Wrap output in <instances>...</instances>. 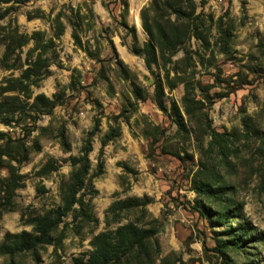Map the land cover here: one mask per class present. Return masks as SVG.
<instances>
[{
    "label": "rangeland",
    "instance_id": "1",
    "mask_svg": "<svg viewBox=\"0 0 264 264\" xmlns=\"http://www.w3.org/2000/svg\"><path fill=\"white\" fill-rule=\"evenodd\" d=\"M164 1L0 3V100L16 98L15 111L0 117V244L61 205L95 130L77 193L83 205L72 206L51 243L0 253V264H74L108 229L110 204L127 196H147L158 220L154 264H264V0H188V19ZM181 23L183 44L165 53L170 61L159 49L148 68L132 51V28L142 44L150 39L145 24L170 38ZM156 75L167 112L154 100ZM174 106L185 129L169 115ZM209 128L234 134L228 162L209 150ZM200 170L227 191L200 193Z\"/></svg>",
    "mask_w": 264,
    "mask_h": 264
},
{
    "label": "trees",
    "instance_id": "2",
    "mask_svg": "<svg viewBox=\"0 0 264 264\" xmlns=\"http://www.w3.org/2000/svg\"><path fill=\"white\" fill-rule=\"evenodd\" d=\"M9 1L11 0H0V3ZM157 1L159 2L160 0H152V5L157 6ZM164 2L163 4L171 9L179 18L188 19V12L186 10L188 8V0H165ZM1 17L2 16H0V19ZM143 18L144 20L146 19L145 13L143 14ZM145 25L150 39L140 44L136 40V31L132 28L135 38L132 51L143 57L148 68H151L152 65L156 63L159 49L161 50L162 59L170 61V52H175L183 44V40L180 38L178 39L177 36L186 30V25L181 23L180 25L170 26L174 30H169L172 32L170 38H167L164 29H159L158 32L155 33L148 24ZM185 35L186 34H184V36ZM13 38H18V36H13ZM203 39L207 42V38ZM4 40L5 38H2L0 41ZM166 52H169V55H166ZM31 75L32 73L29 69L24 71V77L30 78ZM154 85V100L161 110L167 112V106L164 103V84L159 75L155 76ZM140 91V87L136 86L134 88V94L137 98H142ZM15 99L14 96H6L0 100V117H2V113L15 111ZM37 100L42 103H50L43 94L38 95ZM47 106H50V104H47ZM173 111L174 112L169 113V115L175 120L180 129H185L183 118L175 106ZM94 132L95 130L88 133L89 137L86 139L82 156L74 159V165L78 166L65 182V187L62 191L61 205L57 208L47 210L43 215L33 217L31 221L33 224L32 231L23 230L15 234L6 232L4 241L0 244V253H8L13 256L16 251H36L38 245L51 243L53 231L57 229L58 224L62 221V218L68 214L72 206L75 203L83 205L82 199L77 198V193L84 184V177L90 166L88 154L91 151L90 138ZM207 133L211 138L209 150L215 148L217 152L223 153L224 160L222 162H228L229 156L236 153L233 147L229 145L230 138L234 134L218 132L212 128H209ZM110 137L109 134L105 135L102 141L103 145ZM62 144L66 150L69 149V143L65 136L62 137ZM205 168L207 167L204 165V169ZM205 172H207V170L198 171L197 175L201 174L202 177L194 182L196 183V189L200 193L208 197L213 194L220 196L227 191L226 187L222 188V186H218V184L213 186L216 180L212 182L207 181L203 176ZM149 202L147 196H127L115 199L108 207L106 213V224L108 229L93 236L90 241L92 248L87 256L85 258H74V264H154L155 257L159 255V243L156 239L158 220L150 218L147 208ZM230 213H232V211H230ZM132 214L137 215L135 219L129 218ZM226 216L227 215H225V217ZM113 224H116V226L112 227ZM237 235H239V237L235 236L236 246L237 243L241 242L243 239L242 236H240L242 234Z\"/></svg>",
    "mask_w": 264,
    "mask_h": 264
},
{
    "label": "bare ground",
    "instance_id": "3",
    "mask_svg": "<svg viewBox=\"0 0 264 264\" xmlns=\"http://www.w3.org/2000/svg\"><path fill=\"white\" fill-rule=\"evenodd\" d=\"M136 22H137V24H140V23H139V19H137V21H136Z\"/></svg>",
    "mask_w": 264,
    "mask_h": 264
}]
</instances>
